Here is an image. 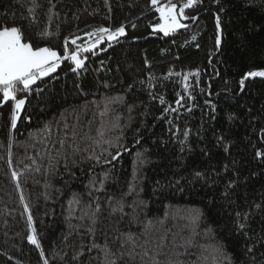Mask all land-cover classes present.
Listing matches in <instances>:
<instances>
[{
	"label": "snow or ice",
	"instance_id": "1",
	"mask_svg": "<svg viewBox=\"0 0 264 264\" xmlns=\"http://www.w3.org/2000/svg\"><path fill=\"white\" fill-rule=\"evenodd\" d=\"M18 2L24 9L19 16L15 13L11 17L0 15V107L11 102L8 140L6 145L0 142V148L6 151V162L10 168L13 146L24 148V158L20 160L24 170L12 168L11 178L19 190L20 202L26 213L27 242L38 250L42 264H50L21 186L25 171L44 175L46 187L52 188L53 178L64 180L66 175L68 180L65 183L79 179L75 171L79 169L87 175L86 192L83 195L73 193L68 200V231L61 239L62 247L71 250V256L68 251L58 254L54 249L53 260L60 259L63 264H69V260L72 264H185L181 257L188 254L189 248L196 246L195 236L201 235L198 229L203 220V210L177 209L175 215L171 211L165 214V220L184 219L188 222L185 227L191 226V237H186L178 245L173 242L172 248L168 247L169 230L165 228L163 235L158 234L157 225L163 227L165 220L154 222L147 219L150 201L144 199L147 179L144 169L152 163L151 150L141 143L142 136H137L132 147L124 142L123 126L114 106H125V95H106L100 101H91L95 109L92 119H84L90 111L87 104L79 111L66 110L67 114L60 113L57 120L29 132L27 141L16 142L22 114H25L27 123L32 122V117L26 114L28 97L33 93L39 96L44 91L43 87L34 88V85L38 81L47 82L46 78L52 77L65 61L69 62L71 72L83 74L89 60L86 54L95 56L118 44L121 38L128 36L129 24L95 27L84 32L83 36L72 34L64 39L61 55L52 47L35 45L26 38V33L35 31L41 39L58 34L59 25L55 22L61 16L63 0H47V7L44 0ZM205 2L166 0L161 4V0H150L151 7L159 14V23L151 25V33H163L167 37L181 29L189 30L190 26L184 21H198L199 16L195 13L202 10ZM225 2L241 12L259 10L262 14L252 23L243 16L238 17L244 24L243 29H236L241 47H251L250 34L264 33V0H211L215 10L210 57L223 55L227 29L223 14L228 11ZM103 3L111 13V0H103ZM188 9L193 11L186 13ZM129 23L134 30L136 24ZM196 41L197 35L194 34L191 43L199 49ZM69 44L74 46L71 51ZM100 63L103 65L105 62L101 60ZM208 63L212 65V60L209 59ZM145 64L151 68L147 61ZM212 67L215 77H220V70L215 65ZM201 75L199 68L187 72L169 69L160 78L149 72L146 80L129 83L126 87V91L131 93L137 84L142 86L140 90L146 91L149 98L161 106L158 119L168 125L166 135L159 138L158 146L168 152V146L172 145V154L165 157L166 163L161 164L162 171L153 180L151 194L159 199L165 193L185 194L198 188L209 197L208 206L224 215L226 230L242 241L243 254L255 264L257 253L264 257V106L257 112L242 101L257 85L261 86L259 90L264 96V65L244 71L235 81V92L230 80H223L220 91L215 93L211 90V83L207 88H200V94L216 98L215 101L205 98L203 108L196 103L197 97L193 94L195 86L200 84ZM173 77H179L187 94L177 93L174 105L156 91L158 80L167 81ZM21 93L23 96L18 98ZM221 98L230 100L231 104L221 106L216 102ZM197 108L202 113L201 123L194 128L190 126V116ZM128 111L131 112L132 108L128 107ZM205 116L207 120H204ZM133 148H136L135 159L130 178L126 180V189L119 192L110 190L119 184L113 174L118 163L126 153H132ZM29 149L34 154H29ZM249 153L251 159L248 158ZM25 159L30 163L25 164ZM55 191L61 192L60 189ZM257 192L258 196L255 195ZM84 196L88 199L85 200ZM45 198L50 199L51 193L46 192ZM122 224L125 227L122 228ZM133 226L139 230L133 231ZM254 237H258V241ZM210 254L212 264H235L223 241H217ZM201 257L203 264H208V257L203 254Z\"/></svg>",
	"mask_w": 264,
	"mask_h": 264
},
{
	"label": "trees",
	"instance_id": "2",
	"mask_svg": "<svg viewBox=\"0 0 264 264\" xmlns=\"http://www.w3.org/2000/svg\"><path fill=\"white\" fill-rule=\"evenodd\" d=\"M165 2L166 0H161V4ZM44 3L47 7V0H44ZM111 6L112 12L109 13L103 0H63L60 7L61 16L55 22L59 25L58 34L41 39L35 31L26 33V38L35 45L52 47L63 55L64 39L72 34L83 36L84 32L91 31L95 27L129 24L128 36L121 38L118 44L95 56L86 54L89 60L86 63L87 71L83 74L77 75L71 72L69 62L65 61L52 77L46 78L47 82L38 81L37 85H34V88L43 87L44 91L39 96L33 93L28 97L26 114L32 117V122L27 123L25 114H22L16 133L17 144L27 141L29 132L43 127L46 122L57 120L59 114L66 110L67 112L79 111L81 106L87 104L90 111L84 119H92V112L95 109L91 101H100L106 95H125L126 105L114 106L118 110L116 114L119 115L123 126L124 142L132 147L137 136H142L141 143L151 150L149 155L152 163L144 169L147 176L144 199L150 201L147 219L155 222L157 219L165 220V214L170 211L175 215L177 209H201L204 213L198 229L201 235L195 236L196 246L189 248L188 254L181 257L185 264H203L201 254L208 257V264H212L211 248L217 241H223L235 264H253L249 257L243 254L242 241L234 237L231 231L226 230L224 215L218 209L208 206L209 197L198 188L185 194L165 193L159 199L152 196L153 180L162 171L161 164L167 162L165 157L172 154V145L168 146V152L158 146L159 138L166 135L168 125L165 121L158 119L162 111L161 106L157 101L151 100L146 91L140 90L142 86L137 84V88L131 93L126 91V87L129 83L146 80L149 72L160 78L169 69L187 72L199 68L202 72L200 84L195 86L193 94L196 95V103L200 107H205L203 105L205 98L214 101L216 99L214 96L206 97L200 94L199 89L207 88L209 83H211V90L215 93L220 91L223 80H230L235 92L237 88L235 81L244 71L256 65H264V33L250 34L251 47H241L236 29H243L244 24L238 20V17L243 16L252 23L254 19H260L262 14L259 10L241 12L238 8H233L232 4L225 2L228 11L223 14L227 25L223 55L210 57L209 53L213 51L215 10L211 0H206L202 10L195 13L199 16L198 21H185L190 26L189 30L181 29L175 35L167 37L163 33H151V25L159 23V14L151 7L150 0H111ZM23 11L18 0H0V15L8 14L11 17L15 13L19 16ZM192 11L188 9L186 13ZM229 13L232 14L229 15ZM129 22L136 24L134 30ZM194 34L197 35L196 43H199V49L191 43V36ZM105 46L101 45V47ZM73 48L74 46L69 44L70 51ZM209 59L212 60V65L220 70V77H215L213 67L208 63ZM101 60L105 62L103 65L100 63ZM145 61L151 65L150 69L146 67ZM54 77L59 78L54 79ZM189 83H192L191 79ZM260 87V85L254 87L249 96L242 101L251 105L257 112L264 106V96L260 93ZM156 91L163 94L165 99L173 105L177 99V93L187 95L179 77H173L167 81L158 80ZM22 96V93L18 94V98ZM216 102L223 107L231 104L230 100L224 98ZM10 104L11 102L0 107V142L5 145L10 124ZM128 107L132 108L131 112L128 111ZM181 112L183 113L184 110L181 109ZM201 116L202 113L197 108L194 115L190 116V126L197 127L201 123ZM181 119L183 120V116ZM204 120H207L206 116ZM12 151L14 156L10 168L6 162L7 153L4 148H0V264H42L38 250L25 238L28 234L26 213L20 202L19 190L11 178L12 168L17 171L24 170V164L20 163V160L24 158V148L13 146ZM135 151L136 148H133L132 153H126L121 158L113 173L119 180V184L110 190L119 192L126 189V180L130 178ZM29 154H34L32 149H29ZM248 158L251 159L250 153ZM24 162L30 163L27 159ZM252 166H256L254 162ZM75 171L79 179L65 183L64 181L68 180L66 175L64 180L58 177L53 178L52 188L46 187L47 179L42 174L25 171L21 177V186L32 210L38 234L50 264H63L60 259H52L54 249L58 254L68 251L69 257L71 256V250L61 245L62 237L68 231L67 202L73 193L83 195L86 192L85 184L87 183V175L82 174L79 169ZM256 188L259 189L260 185L257 184ZM55 189H60L61 192H56ZM46 192L51 193L50 199L45 198ZM255 195L258 196L259 193ZM84 199L87 200V196H84ZM169 205L172 206L171 209ZM187 223L184 219H166L163 227L157 225L158 234L163 235L165 228L168 229V247L172 248L173 242L178 245L183 243L186 237H191L189 231L191 226L185 227ZM121 227L125 225L122 224ZM132 230L139 229L133 226ZM254 239L258 241V237ZM69 264H72L70 260ZM255 264H264V257H261L259 253H257Z\"/></svg>",
	"mask_w": 264,
	"mask_h": 264
},
{
	"label": "water",
	"instance_id": "3",
	"mask_svg": "<svg viewBox=\"0 0 264 264\" xmlns=\"http://www.w3.org/2000/svg\"><path fill=\"white\" fill-rule=\"evenodd\" d=\"M9 102H10V101H9ZM9 102H8V103H9ZM4 105H7V104H4Z\"/></svg>",
	"mask_w": 264,
	"mask_h": 264
},
{
	"label": "rangeland",
	"instance_id": "4",
	"mask_svg": "<svg viewBox=\"0 0 264 264\" xmlns=\"http://www.w3.org/2000/svg\"><path fill=\"white\" fill-rule=\"evenodd\" d=\"M184 23H185V21H184Z\"/></svg>",
	"mask_w": 264,
	"mask_h": 264
}]
</instances>
